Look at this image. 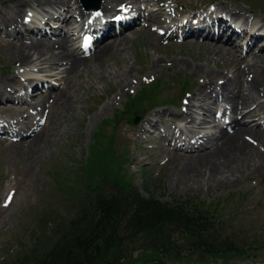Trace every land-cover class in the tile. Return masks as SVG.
Instances as JSON below:
<instances>
[{
  "label": "rangeland",
  "instance_id": "obj_1",
  "mask_svg": "<svg viewBox=\"0 0 264 264\" xmlns=\"http://www.w3.org/2000/svg\"><path fill=\"white\" fill-rule=\"evenodd\" d=\"M43 1L0 0V16H9L15 9H20L18 12L22 16L27 12L35 13L36 8L32 4ZM95 1L87 5L91 8L97 4L98 10L101 0L96 3ZM121 1L123 0L114 3ZM138 1L141 3L139 7L148 5L143 12L155 9L161 11L163 7L160 18L165 16L166 22L173 21L174 24L179 18L184 21L199 13L218 21V15L226 16L225 13L235 11L241 17L237 19L242 22L241 27L245 32L249 33L250 27L248 29L244 21H251L254 27H264V0H249L252 5L246 3L247 0ZM68 3V9L74 18L81 17L78 13L83 10L85 14L78 22L80 26H86L88 15L84 7L80 6L79 0H68ZM24 4L26 6L21 7ZM28 6L31 8H27ZM116 7H112L113 12L117 10ZM210 10L218 12L213 15L209 14ZM36 11L41 15L56 14V8ZM108 15L111 17L113 13ZM155 15L151 12L150 17ZM68 23L69 21L60 23L59 26L65 31ZM228 24L231 25V22ZM56 25L58 24L54 21L52 28H56ZM41 26L45 28L46 24L42 23ZM132 28L131 31L125 32L128 38L124 40L123 49L101 56L99 61H93L86 67H79L77 76L71 80V87L73 83L76 86L71 89H66L70 79L66 80V76L59 73L60 70L55 67L39 69L40 72L35 73L29 72L31 66L28 64L18 68L13 55L8 54L13 52V47L20 46L23 42L16 43L15 36L13 38L10 35H21L11 29V26L0 29L1 88L10 86L11 93L17 94V89L21 87L19 81L23 80V84L27 78L43 81L32 90L35 92L33 100H27L25 94H21L23 101H17L10 94L0 96V119L16 118L22 126L24 120L27 122L26 126L33 125L35 129L30 134L31 137L17 145L12 142L15 138L9 137L12 127L0 130L8 133L0 135V264H19V261H26L31 257L37 247L43 248L50 244L47 238L52 235L49 232L50 222L47 217L67 218L73 213V198L80 190L78 183H83L81 174L77 173L78 166L84 164L94 152L98 153V159H95L98 165L94 171L103 170L109 181L116 176L119 182L125 183L122 181L127 177L141 195L146 196L144 189L147 187L149 193L160 202H169L172 198H197L203 201L204 207L210 204L212 212L209 211V214L213 215L212 219L215 221H212V224L215 227L220 225L222 235L231 231L237 243L250 246L243 256L205 258L207 262L204 264H264V165L254 172L244 170L241 175L234 177L233 181L215 189H187L183 184L184 178L180 177L179 181L171 176V168L179 166V162H175L174 153L179 157L187 154L173 149L172 143L168 145L177 134L173 120H178L174 124L184 136L190 137L191 132L187 130L190 126L187 124L188 120L179 121L177 117L182 109L181 104L199 89L204 70L216 73L223 71L222 74L227 73L230 78V73L226 72L229 58L215 54L216 49L201 47L198 43H179L182 39H179L180 32L177 29L174 38H163L160 41L155 40L156 35L148 29L142 31L137 30V27ZM150 28L158 35L165 31L164 27L156 23L150 24ZM23 32L22 36L26 40L33 38V41L53 42L61 39L52 32L50 34L49 30L48 36ZM246 38L239 37L236 41L238 48L235 55L242 57L241 60L244 61L241 66L260 58L254 55L259 46L252 48V45L251 50L248 48L243 53ZM183 40L189 39L187 37ZM75 45L76 43H66L69 50H73ZM152 61L156 64L153 65ZM31 65L36 69L35 62ZM256 74V85L262 92L259 100L264 101V63L257 67ZM143 89H146L144 94L149 90L153 92L151 98L145 96L138 103L127 102ZM60 94L66 95L60 97ZM200 97L203 98L202 95ZM64 99H70V108L65 115H60L59 104ZM169 99L177 105H163L142 114L143 118L154 110H167L160 119L158 129L153 133L157 135L156 138H144L136 125H127L121 119L115 130L113 120L117 113L124 116L127 111H132L137 106L146 108L148 104H161ZM219 105L220 107L214 110L210 107L215 117L221 113L223 103L219 102ZM135 111L137 110L133 112ZM228 117L225 111V115L217 119L218 126L223 127ZM34 135H38L36 153L28 148L31 147L29 143ZM94 138H98L96 142ZM169 138L172 141H168ZM113 155L123 161L121 167L124 173L116 172ZM139 258L136 256L133 264H139Z\"/></svg>",
  "mask_w": 264,
  "mask_h": 264
},
{
  "label": "bare ground",
  "instance_id": "obj_2",
  "mask_svg": "<svg viewBox=\"0 0 264 264\" xmlns=\"http://www.w3.org/2000/svg\"><path fill=\"white\" fill-rule=\"evenodd\" d=\"M116 1L101 0L99 8L94 14H91V11H87L88 19L86 24L94 23L91 26L88 25V27H85L84 24V29L78 21L85 13L82 10V13H78L81 17L77 16L74 18V15L70 14L71 11L68 9V0H44L43 2L32 4L36 9L56 8L55 15H41L34 8L32 9L35 10L37 15L32 13L30 18H26L29 12L22 16L18 12L20 9H15L9 16L1 14L0 29L11 26V29L17 31L21 37H18L15 33L10 36L13 38L15 36L16 43L23 41L19 44L20 46L13 47V52L11 53L10 51L8 55H13L14 60L19 65L18 68H22L21 66L24 64L31 66L30 73L40 72L39 69L47 67L59 69V73L66 76V80L70 79L66 89H71L76 86L73 83L71 87V80L77 76L79 67H86L93 61H99L101 56L123 49L125 47L124 40L128 38L125 32L131 31L132 27H137V30L142 31L148 29L156 35H154L155 40L161 41L163 38L171 39L174 37L171 30L175 27L173 21L166 22L165 16L160 18L161 12L164 11L163 7L161 11L159 9L151 11L156 15L150 17L151 12H143V9L147 8L148 5L144 4L139 7L141 3L138 0H123L114 3ZM25 6L26 4L21 7ZM113 6H117L115 12L112 10ZM27 8L31 7L28 6ZM72 10L76 11V9ZM110 12L117 16V23L112 18H108ZM214 12L217 13L218 11L210 10L209 14ZM225 15H218V21L215 18L204 20L203 17L206 16L203 14L195 15V19L199 20L201 28L195 29L190 23H186V20L178 25L184 31L183 37H188L189 39L187 41L182 39L179 43H198L201 47L216 49L218 52L216 51L215 54L219 53L222 57L229 58L226 72L231 75L229 78L226 75L227 73L222 74L223 71L221 73L210 70L202 72V83L199 84V89L183 101V105L181 104L182 109L177 114L179 121L185 122L184 119L188 120L187 124L190 126L187 130L191 132V135L188 134L190 137L184 136L185 134L174 124L178 120H173L177 134L173 141L171 138L168 139V141H172L168 145L172 143L175 146V150L187 154L184 157H179L177 153H174L175 162H179V166L171 168V176H174L175 180L178 179L179 181L180 177L184 178L183 184L187 189L202 187H205V189L213 187L215 189V187L233 181L234 177L241 175L244 170L254 172L264 165V101L259 100L262 92L256 85L257 67L264 63V27L262 25L254 27L251 21H244L246 27L248 29L250 27L249 33L245 32L244 29L232 32L229 29L228 22L231 18L234 19L240 16L235 11L225 13ZM98 16L99 20L96 24L95 21ZM157 17L159 19H156ZM54 21L58 25H56V28H49V31L53 35H57V38H61L57 41L50 42L48 40L41 42L31 40L33 38L26 40L22 36L24 34L23 31L26 34L46 36L47 34L42 31L44 28L41 29L42 23L52 26ZM68 21L69 23L66 25V28H68L64 31L59 24ZM152 23L164 27L165 31L158 35L155 30L150 28ZM168 30L171 31L167 34ZM85 34H89L92 37L91 45L87 48L83 46ZM245 35L248 37L246 38ZM79 36H82V39L74 49H67L66 43H74ZM169 36L171 38H168ZM239 37L246 38L243 45V53L248 48L251 50L259 46L254 55L260 58L241 66L240 64L244 62L241 60L242 57H236L235 55L238 48L236 41ZM251 46L252 48H250ZM79 54L82 56H79ZM34 62L36 63V69L31 65ZM152 62L153 65L156 64L155 61ZM22 81H19L21 87L17 89V94L11 93L10 89L12 87L10 86H3L2 88L0 86V96L10 94L16 100H20L22 99L21 94H25L27 100L35 99V92H32V90L37 88V84H41L43 81L38 82L30 78L24 80V84ZM32 81L33 83H31ZM63 95L66 94H60V97ZM219 102L223 103V107L219 116L215 117L210 107L212 106L213 110L219 108ZM69 108L70 99L62 100L59 104L60 115H65ZM225 111L229 115L228 121L223 127H219L217 119L222 118L225 115ZM166 112L167 110L164 108L154 110L136 124L137 129L141 130L144 138L152 139L157 137L153 133L155 129H158L160 119L164 117ZM26 123L23 120L24 125L22 126L16 118H2L0 119V130L12 127L9 137H14L15 139L12 142L17 145L22 140L31 137L30 134L35 130L33 125L26 126ZM14 125H17V129ZM208 125H211V127H208ZM4 133L5 135L8 134L0 132V135H4ZM37 137L38 135L32 136L29 143L31 147H28L30 151L35 153L38 151ZM180 152L178 154L183 155Z\"/></svg>",
  "mask_w": 264,
  "mask_h": 264
},
{
  "label": "trees",
  "instance_id": "obj_3",
  "mask_svg": "<svg viewBox=\"0 0 264 264\" xmlns=\"http://www.w3.org/2000/svg\"><path fill=\"white\" fill-rule=\"evenodd\" d=\"M250 1L245 2L251 4ZM145 90L127 102L151 98L153 92L144 94ZM158 104L137 106L124 116L117 113L113 120L115 130L119 119ZM94 139L96 142L98 138ZM95 159L97 152L78 166L83 183H78L80 190L73 198V213L67 218L47 217L50 244L37 247L31 257L19 264H133L136 256L140 257L139 264H204L207 258L243 256L250 248L237 243L231 231L222 235L220 225L213 226L210 204L204 207L203 201L194 197L160 202L146 186L143 196L129 178L122 181L125 183L116 176L109 181L103 170L94 171L98 165ZM113 160L116 172L124 173L123 161L115 155Z\"/></svg>",
  "mask_w": 264,
  "mask_h": 264
},
{
  "label": "water",
  "instance_id": "obj_4",
  "mask_svg": "<svg viewBox=\"0 0 264 264\" xmlns=\"http://www.w3.org/2000/svg\"><path fill=\"white\" fill-rule=\"evenodd\" d=\"M82 3H85V2H94V0H80ZM97 1V0H96ZM95 1V3H96ZM97 4L96 5H93L91 7L92 10H95L97 8ZM85 8H89L88 5L85 6ZM141 117H142V112L141 111H136L134 112L130 117H127L125 119V124L127 125H135L137 124L140 120H141Z\"/></svg>",
  "mask_w": 264,
  "mask_h": 264
}]
</instances>
